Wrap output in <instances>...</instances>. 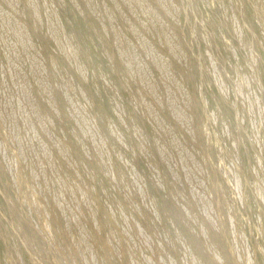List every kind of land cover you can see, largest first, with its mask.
<instances>
[{"label":"rangeland","instance_id":"374dc122","mask_svg":"<svg viewBox=\"0 0 264 264\" xmlns=\"http://www.w3.org/2000/svg\"><path fill=\"white\" fill-rule=\"evenodd\" d=\"M0 264H264V0H0Z\"/></svg>","mask_w":264,"mask_h":264}]
</instances>
